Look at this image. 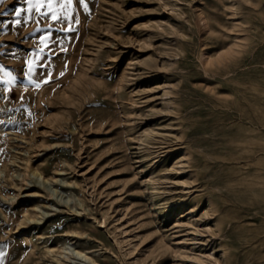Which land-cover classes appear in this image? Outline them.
Here are the masks:
<instances>
[{"label":"rangeland","instance_id":"rangeland-1","mask_svg":"<svg viewBox=\"0 0 264 264\" xmlns=\"http://www.w3.org/2000/svg\"><path fill=\"white\" fill-rule=\"evenodd\" d=\"M86 3H0V264H264V0Z\"/></svg>","mask_w":264,"mask_h":264},{"label":"snow or ice","instance_id":"snow-or-ice-1","mask_svg":"<svg viewBox=\"0 0 264 264\" xmlns=\"http://www.w3.org/2000/svg\"><path fill=\"white\" fill-rule=\"evenodd\" d=\"M3 0H0V3H2ZM23 3H26L28 5V8L29 10H31L33 7H35L37 9V11H40V9L42 7H46L48 9V12L50 14H52V18L55 20L57 19L58 17L55 15L54 13V8L55 6L57 5L58 3V0H22ZM74 2V0H59V6L61 8L67 6V5H72ZM79 3L82 4L85 9H87V3H86V0H79ZM23 11V9L21 7H17L15 9V15L17 17L20 16V13ZM43 14V13H41ZM16 23H19L20 21L17 20L15 21ZM45 40V37H41V41L43 42ZM30 71H34L35 68H30L29 69ZM28 75V72H25V76Z\"/></svg>","mask_w":264,"mask_h":264},{"label":"bare ground","instance_id":"bare-ground-1","mask_svg":"<svg viewBox=\"0 0 264 264\" xmlns=\"http://www.w3.org/2000/svg\"><path fill=\"white\" fill-rule=\"evenodd\" d=\"M28 235V234H27ZM29 237V236H28ZM28 237H26V238H28ZM25 238V237H24ZM26 240V239H25Z\"/></svg>","mask_w":264,"mask_h":264}]
</instances>
